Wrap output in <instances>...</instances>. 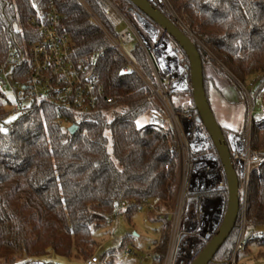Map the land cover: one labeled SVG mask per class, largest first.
I'll return each mask as SVG.
<instances>
[{
	"label": "trees",
	"instance_id": "obj_1",
	"mask_svg": "<svg viewBox=\"0 0 264 264\" xmlns=\"http://www.w3.org/2000/svg\"><path fill=\"white\" fill-rule=\"evenodd\" d=\"M50 1L60 15L58 30L68 36L72 55L91 60L95 53H102L95 64L103 88L101 108L94 114L76 115L43 106L15 112L16 116L9 118L7 105L11 102L0 92V264H63L57 259L63 255L84 260L99 246L92 229L112 221L122 210L115 212L116 207L126 204L122 212L129 217L141 203L158 197V207L170 210L179 181V156L172 150L177 141L171 124L136 123L149 110L162 113L158 100L135 71L122 70L125 58L79 0H0V64L9 46H14L26 62L29 44L39 38L27 22L32 4L44 10ZM168 1L212 54L195 42L209 104L210 89L221 92L235 83L234 79L250 88L252 78H262L251 92L254 101L258 88L264 87V0ZM82 2L115 36L95 0ZM118 2L121 10L132 14L128 0ZM178 54L183 65H188L181 49ZM129 57L156 86L138 43L133 44ZM186 81L190 83L188 69ZM168 98L175 113L186 112L193 118L198 115L190 89L171 91ZM66 121L77 125L73 134L68 132ZM220 128L226 137L230 131L222 125ZM209 145L215 152L211 141ZM249 146L250 155L257 157L259 164L248 175L243 249L256 244L264 255V118L252 119ZM197 195H221L226 206L225 177L222 188ZM238 219L210 264L229 261L237 240ZM169 229L170 222L163 221L159 238L149 248V264H162ZM48 246L53 249L52 259L46 252ZM118 253L115 248L101 249L100 261L113 264ZM24 257L27 259L22 261Z\"/></svg>",
	"mask_w": 264,
	"mask_h": 264
},
{
	"label": "built area",
	"instance_id": "obj_2",
	"mask_svg": "<svg viewBox=\"0 0 264 264\" xmlns=\"http://www.w3.org/2000/svg\"><path fill=\"white\" fill-rule=\"evenodd\" d=\"M79 1L103 30L112 47L125 58L126 64L122 70L135 71L143 78L151 94L158 100L162 113L149 110L148 123L162 126L169 122L174 130L177 142L172 150L178 153L182 163L179 172L180 197L177 196L170 210L158 207V197L146 200L140 206L145 205L153 210L157 220L170 222L171 232L162 264H191L215 232L213 227L218 218L221 203V195L209 197L197 194L222 188L224 174L220 165H214L211 155H205L206 157L202 158L201 152L205 150L206 139L200 132L202 127L195 122V118L186 112L176 114L171 107L169 92L189 90L185 87L186 71L181 68L182 64L174 54V49L169 48L168 36L161 29L154 32L140 24L133 11L129 14L121 10L115 0H95L114 28L116 35L113 36L90 8L82 0ZM152 1L194 42L197 41L187 27H182L181 21L168 0ZM32 10L33 13L28 16L27 22L36 29L39 38L29 44L26 62L14 46L8 47L5 58L0 64V92L6 96L8 93L13 94L14 101L11 105L14 112L43 106L52 107L61 114L89 115L98 112L101 108L103 88L95 73V64L102 53H95L91 60L76 59L71 53L68 36L58 30L60 15L53 2L50 1L44 10L32 4ZM119 27L121 28L117 30ZM145 34L150 35V42L145 39ZM134 43H138L143 50L155 77L156 86L147 81L133 60L123 52V45ZM261 79L252 78L249 83L250 88L241 83L245 89L249 121L243 135L230 136L229 140L232 158L236 169L243 173V182L241 188L239 186L237 240L233 253L225 264H237V254L246 244V187L250 171L259 164L257 157L250 155V126L255 112L264 114V87L258 88L254 101L251 92L258 87ZM62 118L67 120L65 116ZM66 122L68 126L73 124ZM126 207V204H121L114 211L118 212ZM102 248L103 245H100L81 264H103L99 257ZM133 255L135 251L127 246L120 253L122 258ZM151 257L150 251L144 253L139 256L140 263L149 262Z\"/></svg>",
	"mask_w": 264,
	"mask_h": 264
},
{
	"label": "rangeland",
	"instance_id": "obj_3",
	"mask_svg": "<svg viewBox=\"0 0 264 264\" xmlns=\"http://www.w3.org/2000/svg\"><path fill=\"white\" fill-rule=\"evenodd\" d=\"M115 1L118 7H120L119 6L120 3L118 2V0ZM176 15L178 19L181 21L182 27L185 26L189 30L188 25L184 21H182L183 19H181V17L178 14ZM120 28L121 27H119L117 30H119ZM145 39L147 40V42H150L151 40L150 35L145 34ZM197 41L196 43L200 44V46L204 50H206L209 53V55L212 56L210 51L205 46H203L198 39ZM132 46L133 44L122 46V50L127 56H130ZM177 56L181 64L183 65L184 63L183 61H181L182 59L178 53ZM217 64L234 79V77L228 72L225 66H223L219 61H217ZM234 81L235 83H231L227 85L225 88L221 90V92H213L212 89H210L209 101L212 111L218 123L223 127H225L226 129H228L230 133H234L236 135H243L244 132H246L245 131L246 126L249 121V115L246 108V101L244 94L245 89L242 87L241 82L237 81L236 79H234ZM243 85L247 87V83H244ZM8 89L10 90L9 87ZM7 97L9 99V102L12 103L14 101L13 94L8 93ZM255 109L257 111V108ZM7 112L9 113V118H14L16 116L12 105H7ZM261 118H264V114H258L257 112H255L253 119L258 120ZM147 122H148L147 113L140 116L136 121L137 125H143ZM67 126L68 125L66 124V127ZM181 168H182V163L179 159L178 172H180ZM242 182H243V178L242 176H240L239 177L240 188ZM180 188L178 181L177 190L174 196V202L177 200V196L180 197L181 194ZM123 210L124 208H122V210L119 213H115L112 217V221H110L109 223L101 224L99 228L92 229L91 233L93 239L99 244V246L103 245L102 250L115 248L120 253L122 247L127 246L133 248V250L135 251V255L129 258H122V256H120V254L118 253L116 256L113 257V264H141L139 260V256H142L144 253L149 252L150 251L149 248L151 247L152 243L159 238L160 229L163 224V221L155 219V214L153 210L149 209L145 205L139 206L138 209L134 211L129 217L125 216V214L122 212ZM261 229L264 230V227H262ZM170 232L171 230L169 229L168 238ZM237 233H238V229H237ZM46 252L50 254L49 258L52 259L54 257L53 249L51 248V246H48L46 248ZM260 252L261 251L259 246H257L256 244H249L247 246L246 251L245 249H242L238 252L237 264H264V255L260 254ZM26 259L27 258L24 257L22 261ZM57 259L63 264H81V262L83 261L81 258L72 259L64 255L58 257ZM142 264H149V262H144Z\"/></svg>",
	"mask_w": 264,
	"mask_h": 264
},
{
	"label": "water",
	"instance_id": "obj_4",
	"mask_svg": "<svg viewBox=\"0 0 264 264\" xmlns=\"http://www.w3.org/2000/svg\"><path fill=\"white\" fill-rule=\"evenodd\" d=\"M128 1L131 4L129 9L135 13L140 24L149 27L154 32L159 29L164 31L168 36V46L174 49V54L177 56L179 49H181L186 55L188 65H182L181 68L185 71L189 70L190 83L185 80V87L190 89L194 106L198 112L195 122L202 127L200 132L205 137L206 143L211 141L215 149V153H207L206 156L211 155L214 165L222 167L226 179V206L224 197L220 196L219 215L213 227L215 232L191 262V264H210L218 249L235 227L240 207L239 177L243 173L235 167L230 144L223 135L206 97L202 62L193 39L174 20L165 15L152 0ZM169 39H172L176 46H173ZM67 130L70 134H73L77 130V125L71 124L67 127ZM234 135L236 134H230V136Z\"/></svg>",
	"mask_w": 264,
	"mask_h": 264
},
{
	"label": "flooded vegetation",
	"instance_id": "obj_5",
	"mask_svg": "<svg viewBox=\"0 0 264 264\" xmlns=\"http://www.w3.org/2000/svg\"><path fill=\"white\" fill-rule=\"evenodd\" d=\"M230 132L227 134V136L225 137L226 139H227V142H229V140H230ZM207 153H215V152H213V151H211L210 150V145H209V142L208 143H206V146H205V150H203L202 152H201V156H202V158H205L206 156V154ZM224 174V173H223ZM220 189V188H219Z\"/></svg>",
	"mask_w": 264,
	"mask_h": 264
}]
</instances>
